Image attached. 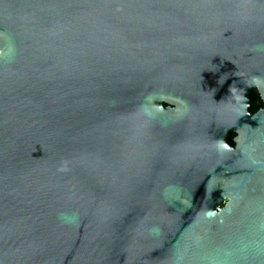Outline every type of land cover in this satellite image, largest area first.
Returning a JSON list of instances; mask_svg holds the SVG:
<instances>
[{
  "label": "water",
  "instance_id": "water-1",
  "mask_svg": "<svg viewBox=\"0 0 264 264\" xmlns=\"http://www.w3.org/2000/svg\"><path fill=\"white\" fill-rule=\"evenodd\" d=\"M258 95L264 0H0V264H264Z\"/></svg>",
  "mask_w": 264,
  "mask_h": 264
},
{
  "label": "trees",
  "instance_id": "trees-1",
  "mask_svg": "<svg viewBox=\"0 0 264 264\" xmlns=\"http://www.w3.org/2000/svg\"><path fill=\"white\" fill-rule=\"evenodd\" d=\"M264 103L262 101V99L260 98V96L258 95L255 99V102L253 103V107H252V111L255 112L257 111L259 108L263 107Z\"/></svg>",
  "mask_w": 264,
  "mask_h": 264
},
{
  "label": "flooded vegetation",
  "instance_id": "flooded-vegetation-1",
  "mask_svg": "<svg viewBox=\"0 0 264 264\" xmlns=\"http://www.w3.org/2000/svg\"><path fill=\"white\" fill-rule=\"evenodd\" d=\"M235 134H233V136H234Z\"/></svg>",
  "mask_w": 264,
  "mask_h": 264
}]
</instances>
